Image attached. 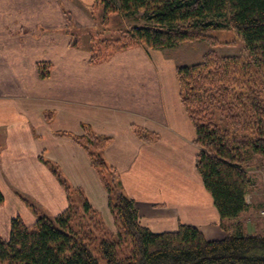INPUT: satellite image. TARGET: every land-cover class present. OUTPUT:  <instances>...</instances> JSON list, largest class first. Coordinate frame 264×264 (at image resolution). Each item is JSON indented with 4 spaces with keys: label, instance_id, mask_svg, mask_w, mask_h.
Listing matches in <instances>:
<instances>
[{
    "label": "crops",
    "instance_id": "1",
    "mask_svg": "<svg viewBox=\"0 0 264 264\" xmlns=\"http://www.w3.org/2000/svg\"><path fill=\"white\" fill-rule=\"evenodd\" d=\"M64 6V0H0L1 235L6 226L9 233L13 217L36 221L27 201L50 216L66 208L68 194L52 166L107 216L108 192L74 139L88 125L111 138L103 157L145 226L161 232L192 224L208 240L224 239L218 209L196 168L199 148L181 103L176 59L139 45L90 63L84 46L70 45ZM142 132L154 135L152 141ZM262 222L249 225L264 228Z\"/></svg>",
    "mask_w": 264,
    "mask_h": 264
},
{
    "label": "trees",
    "instance_id": "2",
    "mask_svg": "<svg viewBox=\"0 0 264 264\" xmlns=\"http://www.w3.org/2000/svg\"><path fill=\"white\" fill-rule=\"evenodd\" d=\"M93 6L101 8L103 24L113 17L135 22L120 27L113 39L89 35L84 42L71 32L70 45L84 46L90 63L139 45L152 50L198 40L219 45L224 42L214 33L230 29L243 38L247 54L209 50L200 61L176 68L181 103L196 133V168L226 237L208 240L198 227L185 223L161 232L145 226L135 200L119 190V183L112 194L107 172L116 170L103 157L111 138L84 125L74 139L108 192L116 231L106 228L85 194L52 166L68 205L50 216L26 200L36 221L11 219L9 237L0 233V264H264V232L248 233L239 219L251 208L247 194L261 185L260 171L250 166L255 158H264V0H95ZM139 134L144 141L154 138ZM4 200L0 189V205Z\"/></svg>",
    "mask_w": 264,
    "mask_h": 264
},
{
    "label": "rangeland",
    "instance_id": "3",
    "mask_svg": "<svg viewBox=\"0 0 264 264\" xmlns=\"http://www.w3.org/2000/svg\"><path fill=\"white\" fill-rule=\"evenodd\" d=\"M65 1L66 0H64V4L66 6H64V11H66L69 18V23L66 21V25H69V29H71L73 32L79 34L83 38L84 42H87L86 39L89 37V35H93L99 39H113V37H116L119 34L118 30H120L122 27H127L131 23L135 22L134 19H119V17H113L109 20L108 23L103 24L101 23L102 10L100 7H94V2L86 5L81 0H69L71 6L73 7L70 8L65 3ZM66 9L69 10V13H71L72 15H70ZM72 9H74L75 13L74 11H72ZM214 34L217 35V37L224 43L219 45H211L210 43L203 40L188 41L175 47L165 49L164 52L175 58L178 65H190L196 63L200 61L203 55L209 50H215L219 55L248 53L243 38L236 32L235 29H230L225 32H218ZM252 163L253 165L250 166V169L255 168L256 170L260 171L258 180L261 181V185H259L256 190L249 192L246 196L247 202L250 200V203L254 205V208H252L250 212L243 213L244 215H241L242 218L241 216L239 217V219L244 221V223L246 224L248 233H253L258 230L264 232V228L254 229L253 223L251 224L252 227L249 225V222L251 221H263L261 223V226L262 224L264 226V158H255ZM256 170H253L251 172L254 173ZM107 173L113 191L112 194L115 197V194L117 193V187L115 185L117 184L118 176L117 173ZM0 210H2L1 207ZM100 218L109 231H116L114 217L111 210H109V213L106 217L100 213ZM6 228H8V226H6ZM6 228L3 229L6 232V234L3 235L4 238L9 237V235H7L8 230ZM8 234H10V230Z\"/></svg>",
    "mask_w": 264,
    "mask_h": 264
}]
</instances>
